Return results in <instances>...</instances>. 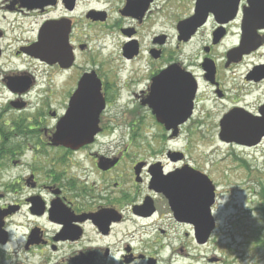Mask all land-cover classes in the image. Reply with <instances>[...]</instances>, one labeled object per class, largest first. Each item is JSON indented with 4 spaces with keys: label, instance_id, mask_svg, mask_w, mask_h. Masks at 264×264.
<instances>
[{
    "label": "flooded vegetation",
    "instance_id": "af4514ba",
    "mask_svg": "<svg viewBox=\"0 0 264 264\" xmlns=\"http://www.w3.org/2000/svg\"><path fill=\"white\" fill-rule=\"evenodd\" d=\"M196 4L0 0V245H15L0 250V264H158L161 254L173 247L170 242L179 239L173 231L181 232L182 239L186 229L192 236L194 232L193 225L176 218L163 191L176 183L201 184L202 177L213 191V220L235 207L234 194L240 192L247 193V204L253 203L251 212L264 219V179L250 163L252 155L263 151L264 137L256 146L219 139L220 122L226 118L242 124L264 117V27L250 42L256 34L247 36L241 29L248 0H239L238 13L228 23L209 17L191 39L210 30L201 61L187 60L181 46L191 41L179 40L178 25L193 16ZM159 20L169 23L171 40L166 31L153 32ZM217 33L222 35L214 42ZM48 36L59 44L50 63L41 60L40 53L33 55L40 37ZM228 37L235 39L234 45L220 51ZM242 43V49L250 50L245 55L234 52ZM215 50L220 53L216 58ZM250 58L258 59L248 65ZM206 61L214 69L210 79ZM244 64L245 74L239 76ZM171 65L189 74L195 85L189 119L175 129L158 122L151 108L162 106L170 120L185 114L186 102L167 94L187 81L170 70ZM202 85L212 90L215 102H227L216 138L230 146L234 170L220 173L192 165L184 146H167L194 133L186 126L195 123ZM255 93L257 101L251 103L247 98ZM130 104L133 110L124 116L122 108ZM62 119L70 131L84 132L90 142L77 149L55 145ZM125 122L126 136L136 147L141 146L140 125L156 128L153 139L160 143L156 149L149 144L152 158L136 159V153L127 155V147L122 150L117 141L124 140ZM225 175L240 177L243 187ZM14 233L24 241H11Z\"/></svg>",
    "mask_w": 264,
    "mask_h": 264
},
{
    "label": "rangeland",
    "instance_id": "374dc122",
    "mask_svg": "<svg viewBox=\"0 0 264 264\" xmlns=\"http://www.w3.org/2000/svg\"><path fill=\"white\" fill-rule=\"evenodd\" d=\"M169 25H163L161 20L156 21L153 32H163L169 35L170 40L172 38V32L170 30L166 31V27ZM166 31V32H165ZM210 30L204 29L196 36L189 44L181 46V52L184 58L187 60L195 59L201 61L204 52L202 51L204 46L208 45L206 41ZM175 40L170 42V47L174 48ZM224 45L219 49L222 51L226 47L233 46L235 39L228 37L224 40ZM203 52V54H202ZM219 51L215 50L213 56L216 58ZM258 58H250L247 61V64H252V61H256ZM240 69L238 72L239 76L245 74V66ZM247 65V67H248ZM250 68V66L248 67ZM202 102L197 106L195 114V123H190L186 126V130L193 127L194 133L190 135H185L178 144L169 143L167 146L171 150L184 146L185 157L188 162L192 165L199 164L200 166L206 168H216L221 173L222 170L228 169L227 171L234 170L231 168L235 160L231 157L229 151L230 146L221 145L218 143L216 135L218 133V124L221 116L225 111V105L227 102L221 101L215 102L212 95V90L209 89L206 85L201 86ZM258 93H255L254 96H250L248 101L251 103L257 101ZM123 107V106H122ZM133 110L131 104L127 107L122 108V113L127 115L128 111ZM200 119V120H199ZM199 120V121H198ZM198 121L199 125H196ZM151 123L140 125L143 128L141 130V146L136 147L133 144L130 145V140L126 136V122L121 128H123V134H125L124 140L120 142L122 150H124L128 145L127 155L136 153V159L142 158H152L151 148L149 147L150 143L153 145V149H156L157 144L159 145L160 141L156 144L153 135L157 132L154 127V131L151 129ZM146 129V130H145ZM146 135H145V133ZM118 143V141H117ZM261 152H256L252 155L251 164H256L259 168H255L258 176L264 179V142L260 147ZM252 153V152H251ZM260 153V155H259ZM127 158H130L128 156ZM196 160V162H195ZM77 164L76 161H72V165ZM75 168V166L73 167ZM253 170V168H251ZM254 175V174H253ZM225 178L231 183H234L238 188L243 187L240 183V177H227ZM221 191H224V188H220ZM248 192V191H246ZM247 193L240 192L234 194V208L221 212L218 214L220 219H217L218 229L213 234L211 240L207 245L199 246L195 243L192 233L186 229V237L182 239L181 232L180 235L175 232V236L179 238L178 240H173L170 242L172 248H167L161 255L162 261L158 264H247V261L252 259H257L258 264H264V220H261L258 216L255 215V212L252 213L253 203H246ZM246 203V204H245ZM237 206H239L237 208ZM247 210V211H246ZM182 248V252H176L173 249ZM174 254L172 260L169 262L167 257H171ZM167 260V261H166Z\"/></svg>",
    "mask_w": 264,
    "mask_h": 264
},
{
    "label": "water",
    "instance_id": "95a60500",
    "mask_svg": "<svg viewBox=\"0 0 264 264\" xmlns=\"http://www.w3.org/2000/svg\"><path fill=\"white\" fill-rule=\"evenodd\" d=\"M237 1L239 2V0H197L194 15L188 20L182 21L178 26L183 41L190 39L196 31L195 29L205 23L209 14H212L216 20H219L221 17L224 18L227 15L234 16V11L238 5ZM247 7L246 10L244 9L242 30L245 35L252 36L258 29L264 27V0H248ZM40 38L41 41L36 45L35 49L38 55L41 54L40 57L42 59L51 62V53L55 47H59V44L53 41L50 36ZM169 69L176 71L180 76H185L187 79L185 85L180 87L179 90L171 88L167 92L171 99L180 97L186 102L187 106L182 107V111L185 110V114L183 112L177 121L170 120L165 116L162 106H151V108L158 122L165 125L167 129H175L188 118L189 114L187 113L190 111L191 101L195 93V85L189 80V74L185 75L181 73V70L176 65L169 67ZM205 71L212 73L209 63H206ZM152 91L154 90L152 89ZM65 119H62L56 130L57 133L53 140L55 145L76 149L90 142V139L86 138L84 132L70 131L68 122ZM220 123L221 132H219V139L223 142L255 146L264 136V117L257 118L254 121H243L242 124L229 123L226 118ZM209 185V181L205 177H202L201 184L198 182L194 186H191L189 183L186 185L176 183L163 191L169 200L170 208H172L176 218L193 225L194 238L198 244H205L207 242L215 226L214 220L209 214V207L213 203V191ZM191 191L193 193L190 195Z\"/></svg>",
    "mask_w": 264,
    "mask_h": 264
},
{
    "label": "clouds",
    "instance_id": "9594fccd",
    "mask_svg": "<svg viewBox=\"0 0 264 264\" xmlns=\"http://www.w3.org/2000/svg\"><path fill=\"white\" fill-rule=\"evenodd\" d=\"M10 239H11V241H17V240L24 241V237H22L18 233L12 234ZM12 247H15V245L11 244L10 241H5L3 245H0V250H3L5 252H7ZM247 264H258V260L254 258V259H252L250 261H247Z\"/></svg>",
    "mask_w": 264,
    "mask_h": 264
},
{
    "label": "trees",
    "instance_id": "16d2710c",
    "mask_svg": "<svg viewBox=\"0 0 264 264\" xmlns=\"http://www.w3.org/2000/svg\"><path fill=\"white\" fill-rule=\"evenodd\" d=\"M264 220V219H263Z\"/></svg>",
    "mask_w": 264,
    "mask_h": 264
}]
</instances>
